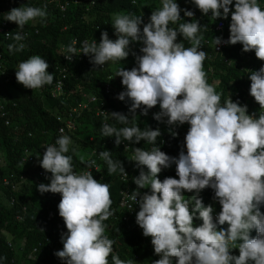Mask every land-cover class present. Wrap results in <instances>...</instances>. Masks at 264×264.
Segmentation results:
<instances>
[{
	"label": "clouds",
	"instance_id": "obj_1",
	"mask_svg": "<svg viewBox=\"0 0 264 264\" xmlns=\"http://www.w3.org/2000/svg\"><path fill=\"white\" fill-rule=\"evenodd\" d=\"M82 1L95 5V0ZM142 1L113 0L115 40L102 31L99 43L84 40L78 50L74 40L63 50L68 61L85 55L106 71L105 93L118 102L109 111L94 92L86 94L83 85L68 88L67 68L53 84L51 98H69L77 91L82 101L67 107L69 116L57 128L56 139L44 138L38 157L23 148L16 167L23 178L40 160L33 182L50 178L37 190L61 195L50 215L58 212L66 228L43 227L44 242L37 243L38 232L30 239L24 229L12 232L25 237L20 264H37V254L48 253L49 234L54 235L55 248L49 249L48 264H264V0H151L139 8ZM73 2L71 10L76 12L80 1ZM47 5L64 13L69 2L49 0ZM46 7H17L0 18V27L5 23L9 34L0 32V62L5 53L16 55L18 61L12 64L10 59L5 66L15 69L16 81L31 90L54 80L47 71L49 56L31 53L32 36L23 29L29 21L32 29L36 24L31 22L45 19ZM130 8L141 12L132 15ZM207 30L219 35L209 42L203 39ZM38 32L33 30L34 35ZM11 39L18 43L10 44ZM42 44L45 52L48 42ZM224 47L238 54L228 56ZM129 49L135 63L122 61ZM5 80L1 75L0 86ZM235 84L244 85L243 96L232 89ZM222 87L224 94L218 91ZM157 105L159 112L151 116L148 110ZM89 107L97 117L110 115L121 124L103 123L101 133L115 137L112 148L123 147L132 173L108 150L95 149L88 159L80 157L82 169L73 170V157L66 155L73 141L67 133L73 134L77 119ZM135 113L145 116L133 122L128 114ZM55 119L60 121L59 113ZM159 122L169 126L161 138ZM5 126L14 134L20 130L18 121H5ZM157 140L167 154L151 146ZM102 160L108 174L118 171L125 184L115 207L109 185L92 175ZM14 178V172L0 174V233L23 220L20 212L27 217L28 210L38 213L42 207L40 199L28 196L19 203L20 184ZM150 244L152 257L146 249ZM3 246L0 240V264L13 263Z\"/></svg>",
	"mask_w": 264,
	"mask_h": 264
},
{
	"label": "trees",
	"instance_id": "obj_2",
	"mask_svg": "<svg viewBox=\"0 0 264 264\" xmlns=\"http://www.w3.org/2000/svg\"><path fill=\"white\" fill-rule=\"evenodd\" d=\"M49 0H0V18L3 17V14L8 15V12L17 7H41L45 5L47 17L45 19H36V23L31 22L32 25L36 24L35 27L31 29L30 21L24 26L23 29H27L31 33V39L29 41L31 53L43 54L46 58L49 56L50 59H47L46 62L49 64L47 71L50 74H53L54 80L51 85H44L40 89H28L22 87L23 85L19 84L15 79V69L5 66V63H8L9 60L13 61L12 64L18 61V57L15 55L12 58L10 54L5 53L2 61L0 62V76L5 77V84L0 86V174H3L4 171L14 172L17 175V178H14L15 183L20 184V189L18 190L19 195L21 196L18 199L19 203H22L26 196L30 197L32 200L40 199L42 207L37 212L32 210L27 211V217L23 213H19L23 216L22 221H14L13 225L6 229L4 232L0 233L1 243L4 245L3 248L7 252L9 260H13L11 264H20L21 256L20 249L22 246V241L25 239L23 234L14 233V239L12 238V232H19L24 229V232L27 234L30 239L34 233L38 232V235L34 237V242H44L45 234L42 230L45 226H61L65 227L63 219L59 216L58 212L50 215L52 211L58 207V204L61 199L59 193L46 192L41 194L37 190V186L41 183H49L50 178L44 176L39 178V184L33 182L34 176L32 173L35 171V168L40 169V160L34 161L33 166L26 169L23 178L20 177L21 171L16 167L19 162L21 152L23 148L28 147L32 150V157L35 155L38 157V144L44 139L55 140L57 128L64 124L65 120L68 118L70 111L68 106L75 105L76 102L82 101V96L77 91L75 95L65 98L64 94H61L56 99L50 97V90L53 88L55 81L62 77V70L64 68L68 69L67 77L68 80L65 81V85L69 88L76 89L79 85H83V91L89 95V92L86 90H91L99 98L103 100L104 107H107L109 111H112L113 108H116L118 101H115L112 96H107L105 93V86L107 84L106 77H102L106 71L100 70L99 67L94 66L90 62V58L81 55H74L71 61H68L62 57L64 54L63 50L71 45L75 40V47L79 50L82 45L81 42L84 40L93 41V39L99 43L100 35L102 31H106L110 39L115 40L114 29L112 28L113 17H111L114 10L113 0H95V5H90L88 2H83L79 0L78 10L75 12L71 10V5H74V0H53V3H65L69 2V5L66 8L64 13H61L56 5H51L48 7L47 2ZM151 0L142 1L139 8H142V5L150 3ZM88 9V11H87ZM141 11L138 8H130V14L138 15ZM5 15V16H6ZM228 23L230 24V15L228 16ZM37 29L39 32L37 35L33 34V30ZM142 29V28H141ZM229 35V30L225 32ZM200 34H198L199 36ZM219 32L214 31H204L203 39L211 42L213 37H217ZM182 37L178 36L177 40H181ZM48 42L46 51L44 52V44ZM18 42L11 39L10 44H17ZM140 43V42H139ZM202 47L206 48L202 40ZM223 51L228 56L235 57L238 53L235 50L223 48ZM14 54V50L10 52ZM18 54V53H15ZM26 54V52L21 53ZM82 54V53H81ZM53 58L54 60H51ZM7 59V60H6ZM6 60V61H5ZM130 60L132 63H135V54L129 49V55L125 60ZM62 64L57 66V63ZM107 64V63H106ZM110 66L107 67V69ZM62 68V69H61ZM69 70H73L72 74H69ZM88 80H91L88 82ZM232 87V86H230ZM242 84H235L232 89H235L236 92L243 96ZM218 91H223L225 89L222 87ZM159 105L155 106L152 109L148 110V113L153 116L154 113L159 112ZM59 113L60 121L57 122L55 119L56 114ZM130 119L135 122L139 118H143L145 115L141 113H135L136 117H131V114H128ZM21 117L22 120L26 122L25 125L21 124V121L18 119ZM107 118V119H106ZM166 119V118H165ZM5 121L9 123L12 121L20 122V130L17 134L13 133V128L5 126ZM103 123H108L109 125H114L115 127L121 126L117 121L113 120L110 115L108 116H99L97 117L93 110L89 107L81 115L80 119H77L76 128L71 133H67V136L71 138L73 143L69 146V152L66 155L73 157V170L78 171L82 169L84 164L79 158V153L83 151H90L92 149L97 150V153L100 151L108 150L111 152V158L117 159L122 162L127 173H132V165L127 159V153L124 151L123 147L114 146L113 140L115 137H104L101 133V126ZM162 127L159 128L161 136L163 137L169 131V126L164 122H159ZM179 127V126H178ZM178 127L172 129L176 130ZM28 133L32 134V137L27 136ZM93 136L94 140L90 141L89 138ZM97 143L99 145H97ZM74 144V146H73ZM159 146L160 150L166 152V149L163 145L157 140L156 145ZM75 149V152L73 151ZM113 155V157H112ZM169 155V154H168ZM171 156V155H169ZM8 162L4 166L5 162ZM114 161V160H113ZM103 166L98 172H94L93 178L98 180L101 183H107L109 185V190L111 194V200L113 202V207L117 205L119 198V191L125 186L118 179L117 173L109 175L107 172V164L102 160ZM175 165V164H173ZM26 180H25V179ZM40 194L41 196L37 195ZM3 199L0 198V202ZM139 211V208H137ZM136 211V212H137ZM136 214L134 215V217ZM10 216L5 219H9ZM51 219L52 221H48ZM66 228V227H65ZM67 231V229H66ZM10 234V235H8ZM51 242L45 244V250L47 254L38 253V263L37 264H48L51 261L49 249L54 246V235L49 234ZM148 257L154 256L153 246L150 244L147 248Z\"/></svg>",
	"mask_w": 264,
	"mask_h": 264
},
{
	"label": "rangeland",
	"instance_id": "obj_3",
	"mask_svg": "<svg viewBox=\"0 0 264 264\" xmlns=\"http://www.w3.org/2000/svg\"><path fill=\"white\" fill-rule=\"evenodd\" d=\"M79 158L81 157V156H83L84 157V159H88L89 157H90V153H89V151L88 150H83V151H81L80 153H79Z\"/></svg>",
	"mask_w": 264,
	"mask_h": 264
},
{
	"label": "built area",
	"instance_id": "obj_4",
	"mask_svg": "<svg viewBox=\"0 0 264 264\" xmlns=\"http://www.w3.org/2000/svg\"><path fill=\"white\" fill-rule=\"evenodd\" d=\"M5 26V23H2V26L0 27V32H4L5 36L8 37V32L3 28Z\"/></svg>",
	"mask_w": 264,
	"mask_h": 264
}]
</instances>
